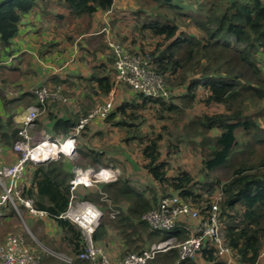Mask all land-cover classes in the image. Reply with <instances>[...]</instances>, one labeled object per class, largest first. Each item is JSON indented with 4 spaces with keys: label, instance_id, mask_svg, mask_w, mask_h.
Here are the masks:
<instances>
[{
    "label": "trees",
    "instance_id": "trees-1",
    "mask_svg": "<svg viewBox=\"0 0 264 264\" xmlns=\"http://www.w3.org/2000/svg\"><path fill=\"white\" fill-rule=\"evenodd\" d=\"M51 1L62 5L71 18H82L110 11L115 0H2L1 49L11 46L24 16L38 3ZM135 2L137 8L132 13L139 48L132 53L146 59L147 67L164 78L168 90L179 89V92L170 100L153 99L126 86L131 91L130 98L114 106L102 120L105 125L118 130L120 142L125 147L137 150L142 159L139 168L146 172L150 182L137 186L121 176L114 183L97 184L81 195V200L94 204L102 213L93 240L104 248L108 230L117 231L124 245L122 255L140 253L152 241L172 238L184 241L188 236L177 226L169 232H150L141 217L155 209L160 198L177 195L198 210L203 219L219 192L222 195L219 217L226 244L238 264H257L264 251V155L255 162L251 157L256 146L264 145V126L258 122L264 117V108H259V104L264 103V69L259 65L264 60V0ZM85 81L78 113L53 119L51 111L59 110L62 103L48 101L42 106L47 117L53 120L51 138L64 140L69 137L81 118L105 103L114 87L111 77L98 73ZM45 84L56 89L61 81L54 77L36 87ZM23 97L34 101L29 92L13 100L5 101L2 97L3 105L16 104ZM173 100H178L184 107L195 102L213 110L192 118L187 126L191 133L183 137L175 132L177 126L172 131L167 126L173 120L172 114L180 113V106L173 104ZM153 121L160 125L159 131L154 130ZM146 127L150 128L149 132ZM0 131L5 132L3 139L7 145L18 139L19 126L11 117L4 121L0 116ZM85 131L87 126L76 137L75 149L70 156L28 163L27 166L33 167L30 184L21 188L22 197L32 201L33 209L44 212L60 228L62 239L71 247L72 257L83 248L81 231L60 216L68 207L73 171L111 165L103 147L91 148L87 140L80 141L86 138ZM186 142L201 152V181L196 182L179 168L172 169L169 163V156L177 154ZM79 143L82 145L78 147ZM238 155L241 156L239 159ZM133 168L136 169L135 165ZM224 168L229 170L225 181L210 176ZM122 204L127 206L125 212L120 211ZM3 208L14 213L10 207ZM114 212L117 214L113 217ZM31 249L41 264H62L35 244ZM198 256L204 264H225L209 242ZM196 258L180 261L177 251L171 249L148 264H198ZM71 264L86 263L74 258Z\"/></svg>",
    "mask_w": 264,
    "mask_h": 264
},
{
    "label": "built area",
    "instance_id": "built-area-1",
    "mask_svg": "<svg viewBox=\"0 0 264 264\" xmlns=\"http://www.w3.org/2000/svg\"><path fill=\"white\" fill-rule=\"evenodd\" d=\"M103 31L108 33L106 29ZM107 45L113 59L114 87L128 86L132 91L146 98H162L168 100L171 91L166 87L164 78L147 67V61L141 55L135 54L120 46L116 41L107 38ZM60 88H50L47 85L34 87L30 93L36 105L30 106L18 115V139L13 144L17 154L16 161L0 168V210L10 207L18 216L26 210L31 216L46 217L41 211L32 207V201L22 197L21 181L28 163L37 164L39 161L57 160L60 156H70L75 149V140L87 124L94 120H104L112 109L110 101L95 108L87 117L81 118L72 134L64 140L53 139L46 134L34 137L36 120L40 106L48 101H58L63 104L69 99ZM45 144H49L45 146ZM69 181V203L65 212L60 216L76 225L83 238V248L75 256L50 253L62 264H71L76 258L86 264H148L160 253L171 249L177 251L180 261L194 260L206 243H211L217 257L225 264H238L233 251L225 242L224 230L219 217V204L222 195L218 192L213 202L201 218L198 210L181 200L177 195H169L159 199L156 208L145 213L141 219L147 223L150 232H169L180 221L194 222L195 227L190 231L186 240L173 245L175 239L149 244L140 253L122 255L112 260L103 247L93 240V234L102 218L101 211L92 203L78 198V189H90L99 183L115 182L119 170L111 166L104 168H76ZM117 212L113 213V217ZM0 264H41L40 260L29 247L22 234L8 236L0 243Z\"/></svg>",
    "mask_w": 264,
    "mask_h": 264
},
{
    "label": "crops",
    "instance_id": "crops-1",
    "mask_svg": "<svg viewBox=\"0 0 264 264\" xmlns=\"http://www.w3.org/2000/svg\"><path fill=\"white\" fill-rule=\"evenodd\" d=\"M1 1L2 0H0V2ZM117 2L120 3L119 0H115L114 5ZM110 11L97 12L91 16L82 18H70L68 13H64L65 10L62 5L57 1H51L46 4L38 3L28 15L22 18L18 34L13 39L11 46L8 49H1L0 47V116H2L4 121H6L8 117H11L12 122L16 126H19L18 115L26 108L36 105L35 100L33 101L30 97H23L16 104L4 106V99L5 101L16 99L20 95L29 93L32 88L45 83L48 79L51 80L54 77L58 78L61 81V85H57V87L66 90L71 89V94H73L68 101L70 104L69 107H64L63 105L65 104H62L60 106L61 108H58L59 110L56 112L51 111L53 119L59 116H71L70 114H75L80 111V104L83 102V87L86 86L85 80L89 79L92 74L98 73L100 76H109L113 80V59L112 56H109L105 52V40L110 36L104 34L101 30L104 26L109 29V24L107 22L109 17H107V15H109ZM129 14H133L132 11H129L127 15H121L118 20L114 18V20H111V26L116 23L123 25L126 19H131L135 27V17ZM95 15L96 22L98 19H104L105 25L96 29L95 26L97 24L94 22ZM132 31H134V28ZM136 38L137 34H133L128 42L127 39L123 38L122 40L128 43V46H124V48L131 52L138 51L139 45L138 39ZM134 39L136 42H134ZM6 84L10 85V91L9 88L6 87ZM122 89V87H112L110 90L106 101L112 103V108L121 101L130 98L131 91L126 90V88ZM63 107L66 108L67 111H65ZM40 109L41 113L37 123H35L32 133L34 137H39L42 134L50 136L53 120L47 117V111L44 110V108L40 106ZM101 122L102 121H100L97 126L106 127L110 133L114 131V128ZM147 128L148 127L145 129ZM100 129L94 130L89 128L87 132L88 135L86 133V138L82 140H87L88 144H92L93 138L100 137L102 139L104 132ZM4 133L5 132L2 133L0 131V168L13 164L17 159V154L12 149L17 139H14L12 144L7 145L8 143L3 139ZM116 136L119 137L120 142V135L117 134ZM138 159H140L139 162L132 166L134 167L135 165L136 169L132 168L131 174L127 172V169L126 173L124 172V174H121L120 167L116 163L114 164L111 162L109 166L119 170L117 179L122 175L123 178L130 179L132 184H137L136 182L147 184L150 181L148 182L146 172L139 168L142 162L140 154ZM32 172L33 167L27 166L21 181L23 187L30 184ZM91 189L94 188L85 189L80 187L79 192H86ZM126 207V205H120V211L125 212L127 209ZM12 217L13 213H11V210L9 208H3L0 213V230L4 225L12 221ZM26 217L27 223L23 222L24 226L33 236H36L35 239H38L37 242L41 244L43 249L46 251L48 250V253L71 256V247L62 239L63 234L55 222L47 217L39 218L29 214H27ZM15 226L17 225L15 224ZM176 226L181 232L189 236L190 231L195 227V223L180 221ZM108 231V238L110 237L111 244L113 245L116 243L114 245L116 248L112 254L116 259H119L124 250L122 239L118 237L117 231L111 229ZM1 236L2 234L0 231V238ZM172 239L177 240L176 238ZM39 240L48 247L42 245ZM106 244H108V242ZM196 261H198V264H204L199 256L196 258ZM257 264H264V251L260 254Z\"/></svg>",
    "mask_w": 264,
    "mask_h": 264
},
{
    "label": "rangeland",
    "instance_id": "rangeland-1",
    "mask_svg": "<svg viewBox=\"0 0 264 264\" xmlns=\"http://www.w3.org/2000/svg\"><path fill=\"white\" fill-rule=\"evenodd\" d=\"M119 1H120V3L117 2L112 7L109 15H107V17H109V20L107 21L109 24V29L104 26L105 28L103 27L101 30L104 34H106V32L103 31L104 29H106L108 31V34H106V35L110 36L109 38L113 39L120 46L122 45V47H124V46H128L127 42L131 39L132 35L135 34L134 31H132L134 28V23L132 22L131 19L130 20L126 19V21H125V23H123V25L120 23H116L115 25L111 26V20H114V18L116 20H118L121 15L122 16L127 15L129 11L131 12V11L135 10L137 8V5H136L135 0H119ZM64 13L65 14L68 13V15H69V12L67 10H65ZM114 15H115V17H114ZM129 15L134 17L133 14H129ZM69 17H70V15H69ZM104 21H105L104 19H100V20L98 19L96 22V15H95L94 22H96V24H97L95 26V28L97 29V28H100L101 26L105 25ZM110 28L112 29V31ZM123 38L127 39V42H124L125 40L123 41L122 40ZM105 45H106V50H105L106 54H108L109 56H112V53L109 50L108 45H107V40H105ZM259 65H261L264 69V60L260 61ZM9 86L10 85L6 84V87L9 88ZM47 86H49L50 88L51 87L53 88V85H51V84H47ZM121 87L123 89L126 88V90H130L126 86H121ZM121 87H119V88H121ZM10 90H11V88H9V91ZM59 90L69 100L71 99V97H72L71 96V93H72L71 89L66 90V89H63L60 87ZM177 90H179V89H177ZM177 90H172L170 97L176 96L177 93L179 92ZM168 100H170V98ZM172 102H173V104L180 106L179 107L180 113L177 115L172 114L173 120H171L167 126H169L170 131H172L177 126L175 132L180 133L183 137L186 134L191 133V131L187 130V126H188V122L192 118L199 116L203 112L210 113V111L213 110V109H206L201 103H195L194 102V103H191L190 105H187V107L186 106L184 107L181 105V103L178 100H173ZM67 103H65V105H63V106L69 107L70 104L69 103L67 104ZM261 107L264 108V103L259 104V108H261ZM263 115H264V113H263ZM100 121H102V120L94 119L87 124L88 129H87V131H85V133L88 132L89 128H92L94 130L103 128L100 130H102L104 132V136L102 139L100 137L93 138L92 144H89V146L91 148L103 147L107 151L106 157L108 159H110L111 162H113L114 164L116 163L120 167L121 174H124V172L126 173V169H127V172L129 174H131L133 164H137L140 160V159H138L139 154H138L137 150L135 148L125 147L123 145V143L119 142V137L116 136L117 134L119 135L118 130L113 129L114 131L112 133H110L106 127L97 126ZM172 121H177V122L173 123ZM258 122L260 125L264 126V117L258 119ZM95 123H97V124H95ZM152 126L154 127V130L159 131L160 125L158 123L153 121ZM146 130H147V132H149L150 128L148 127ZM87 135H88V133H87ZM81 140L82 139H80V141ZM169 140L171 142H173V139L171 137H169ZM188 142L182 143V145L180 146L179 152L175 155H170L168 160H169V163H170L172 169L177 170V168H179V169L189 173L190 176H192L196 182L201 181V176H202L201 175L202 174L201 173V166H202L201 165V160H202L201 152L199 151V148H197L194 145L189 144ZM81 145H82V143H79L78 147ZM254 152H255L254 155L251 157L253 162L258 161L264 155V145L256 146ZM162 157H164V156H162ZM240 157H241L240 155L237 156L238 159ZM243 158H245V155H243ZM227 175H229V170L226 168H224L222 170H217L213 173H210L211 177L217 178L218 180H221V181H225ZM136 183H137L136 184L137 186L138 185H146V183H141V184L139 182H136ZM95 186H93L91 188H94ZM217 191H218V189H216V192ZM77 193H78V198L80 199L81 194H84L85 191L79 192V189H78ZM26 213L29 214L26 210H23V212H21V214L19 216L17 214L13 213V217L11 218L12 221L10 223L4 225V227L0 230L1 234H2V236L0 238V243H2L10 235L22 234L25 237L27 244L29 243L28 245L30 248L34 244L37 247L42 248L41 244H39L37 242L38 239L37 240L35 239L36 236H33L23 224V222L27 223V217H26L27 214ZM15 224L17 226H15ZM159 233H163V232H159ZM110 240L111 239L109 237L107 239V242H108L107 245L108 246L104 247V250L107 252V254L109 255V257L112 260H116V257H114L112 254L116 248V246H114L116 243L113 242L114 244L112 245ZM178 242H180V241L174 240V242H172V244L175 245ZM154 243H158V242L157 241L150 242V244H154Z\"/></svg>",
    "mask_w": 264,
    "mask_h": 264
},
{
    "label": "water",
    "instance_id": "water-1",
    "mask_svg": "<svg viewBox=\"0 0 264 264\" xmlns=\"http://www.w3.org/2000/svg\"><path fill=\"white\" fill-rule=\"evenodd\" d=\"M43 162H46V160H44V161H39V162H37V163H43Z\"/></svg>",
    "mask_w": 264,
    "mask_h": 264
},
{
    "label": "bare ground",
    "instance_id": "bare-ground-1",
    "mask_svg": "<svg viewBox=\"0 0 264 264\" xmlns=\"http://www.w3.org/2000/svg\"><path fill=\"white\" fill-rule=\"evenodd\" d=\"M47 145H49V144H45V146H47ZM50 146V145H49Z\"/></svg>",
    "mask_w": 264,
    "mask_h": 264
}]
</instances>
